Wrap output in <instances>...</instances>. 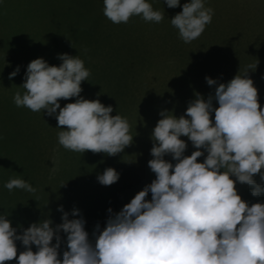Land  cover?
I'll use <instances>...</instances> for the list:
<instances>
[{"label":"clouds","instance_id":"1","mask_svg":"<svg viewBox=\"0 0 264 264\" xmlns=\"http://www.w3.org/2000/svg\"><path fill=\"white\" fill-rule=\"evenodd\" d=\"M162 2L169 8L180 6L168 19L185 44L211 23L213 9L205 7L206 0ZM102 3L103 15L113 24L127 23L134 16L159 23L165 17L150 0ZM57 59L58 65L42 57L27 63L19 85L24 91L12 97L15 106L54 116L61 129L57 142L64 149L108 156L122 153L133 137L127 119L110 115L112 105L79 95L81 82L90 75L82 59L67 53H58ZM255 67L256 62L239 67L226 83L205 76L209 86L215 85L214 94L203 98L195 93L179 117L170 110L159 111L150 133L152 158L147 161L154 179L119 211L107 209L103 229L98 223L94 228V241L76 208L69 219V212L58 205L60 223L45 217L19 232L6 213H0V264L13 258L16 264H264V202L249 204L234 187L235 183L251 186L253 197L264 193V105L258 103L257 89L247 75ZM18 72L19 66L8 73L9 79ZM70 97L76 99L61 107L59 101ZM210 113H214L211 119ZM182 136L194 148L189 155H184L187 145ZM118 177L114 168L106 167L96 179L108 186ZM3 187L9 192H35L20 177L8 179ZM61 232L66 250L58 258ZM16 241L24 248L19 254Z\"/></svg>","mask_w":264,"mask_h":264},{"label":"rangeland","instance_id":"2","mask_svg":"<svg viewBox=\"0 0 264 264\" xmlns=\"http://www.w3.org/2000/svg\"><path fill=\"white\" fill-rule=\"evenodd\" d=\"M150 2L157 10L159 4H163L162 0L161 3L157 0ZM8 3L10 5H6L2 0L0 3V14L3 17L0 19V99H2L0 116L7 118L9 122L7 126H11L6 132L0 133V139L8 138V140H0V176H3L0 180V213H6V219L10 220L11 226L16 227L18 232L21 227L26 228L29 223L45 217L50 218L54 224L60 223L61 213L57 211V206L60 205L64 211L69 212V219L73 218L72 208L79 210V215L85 220V231L88 232L89 239L94 241V228L98 223L99 230L103 229L108 216L107 209L111 207L113 212L119 211L138 190L154 179V173L149 169L147 161L152 158L150 133L160 118L159 111L170 110L173 115L179 117L184 114L187 104L195 98V93H199L203 98L214 94L215 85L209 86L205 76L216 79L217 83H226L237 74L239 67L256 62L255 69L249 70L247 75L257 89L258 103L264 105V0H206L205 7L213 9L211 24L217 30L230 28L236 36L238 47H234L231 63L233 67H229L231 72L214 71V74L196 73L192 70L181 71L179 65L177 66L179 72H163L160 69L162 65H159L161 62L157 61L159 57H152V48L148 42H145L147 38L143 35L147 32L140 31L143 27L150 29L151 24L144 20L141 24L126 27L124 23L113 24L103 15L102 0H40L37 5L34 3V7L43 11V14L40 13L34 22H29V18L24 17L30 10L29 2L11 0ZM67 7L70 10H77L80 18H88V26L84 29V34H79L81 40L86 39L84 50L88 54L102 53L104 60L107 61V69L109 68L108 71L100 73L88 67L90 75L88 81H84L86 97L99 99L104 105H112L113 111L110 115L119 114L126 118L130 126L129 131L133 134L132 142L123 149L122 153L114 156L93 153L90 150L80 154L64 149L57 142V133L61 129L56 127L54 116L46 115L43 110L41 114L30 115L28 118L29 114L26 112L25 114L22 112L24 115L21 111L15 114L4 109L8 101L9 106L14 107L12 104L14 92L24 91L16 84L19 86L22 83L25 69L19 68V72L14 77L11 79L8 77V73L18 66L20 59L15 56V52L27 53L26 50L30 49L29 44H32L33 48L36 46L33 40H38L40 29H46L49 24L47 17L52 18L55 23L62 25L67 22L71 25L69 19L76 20L77 16L75 13H67ZM19 14L20 18H18ZM15 21L17 22L14 23ZM40 22L43 24L40 25ZM162 24L165 28L170 26L166 20H163ZM23 33L29 38L23 37ZM13 34L17 36L14 45L16 49L10 51L11 55L2 53L5 46L11 49L10 40ZM223 34H227V31ZM114 42L125 45L127 50H132L131 52L135 54L140 53L136 52V49L139 50L141 43L145 42L148 44L146 47H150L147 53L149 61H136L135 71L130 70V73L125 75L122 62H118L119 57L116 56L115 62L110 61L114 51L108 44ZM225 47L227 50L229 46ZM226 50L219 55H223ZM190 51L193 53L192 49ZM12 56L14 57L11 58ZM191 57L193 58V55ZM88 60L91 62L92 58L88 57ZM187 60L192 61L188 56H183L180 58V63ZM92 63L98 64L97 61ZM212 63L216 64V61ZM9 64L14 66L10 68L11 71L10 69L5 71V65ZM152 69L158 72L149 71ZM219 70L226 69L220 66ZM94 72L96 74H93ZM107 75L105 81L103 80V86L105 85L107 89L104 90L100 86L98 90H92L88 96L92 79ZM5 90H9V95H12L8 96L10 99L5 100L7 93L4 92ZM212 104L213 107L216 106L215 99L212 100ZM213 115L214 113H210V119ZM14 135L18 137L13 139ZM181 139H184L187 145L184 155H189L194 148L187 137L182 136ZM164 158L172 163L175 162L171 160L170 155ZM203 158L201 156L197 159L202 161ZM106 167H112L119 173L118 180L108 186L101 185L96 179L97 174L102 173ZM16 177L29 182L35 188V192L27 193L19 189L9 192L3 187L8 179ZM254 179L259 182L258 174H254ZM234 187L241 199L249 204L264 202V193L256 197L250 194L251 186L235 183ZM146 199H150V193ZM63 240L64 234L61 232L62 243L61 248L58 249V258L60 252L66 250ZM15 243L19 254L24 248L19 241ZM31 247L33 251L36 250L35 246ZM4 264H16V260L13 258L5 261Z\"/></svg>","mask_w":264,"mask_h":264},{"label":"trees","instance_id":"3","mask_svg":"<svg viewBox=\"0 0 264 264\" xmlns=\"http://www.w3.org/2000/svg\"><path fill=\"white\" fill-rule=\"evenodd\" d=\"M2 1H4L6 5L7 4L10 5L8 2L11 0H2ZM25 1L30 3L29 4L30 10L29 12H27V14L24 17L29 18V22H32V21L34 22L36 19H38L37 16L43 12V11H39L38 9H36V7H34V3H36L37 5L38 4L37 2L40 0H30L31 2L28 0H25ZM48 1H53V0H48ZM157 1L161 3V0H157ZM184 2L185 0H180L181 4H183ZM0 3H1V0H0ZM67 8H68L66 10L67 13L69 14L75 13V15L77 16L76 20L70 18L69 21L71 22V25L67 22L65 24L62 23L61 25L60 23L59 24L57 22L55 23L52 18L47 17L49 24L46 26V29L45 28L40 29L41 32L38 33V37H39L38 40L37 39L33 40L32 37L30 36V39L33 40V44L36 43V46L33 48L32 44L31 45L29 44L30 49L26 50L27 53L19 52L17 54V52H15L16 53L15 56L20 58L19 62L17 63L20 69H25L27 63L30 60L37 58V57H42L50 65H58L60 61L57 59V54L67 53L69 55H77L80 59L83 60L84 66L87 69L88 67L90 69L94 68L100 71V73L104 72L105 70L106 71L109 70V68L107 69L108 66L106 65L107 61L104 60V56L102 53L97 54L96 52H93V53L91 52L90 54H88L84 50V47L86 46V39L84 38L81 40L80 39L81 36L79 34H82V35L84 34V29L88 26V18L87 17L80 18L79 13H77L78 12L77 10H72V9L70 10L69 7ZM158 10H161V11L163 10L164 12L165 17L164 19H162V21L166 20L169 23V19L175 13L179 12L181 9L179 5L175 8H169L165 4H162V5L159 4ZM92 14H93V10H92ZM2 18L3 17L0 14V19ZM18 18H20V14ZM17 21H15L14 23H16ZM162 21L159 23L149 22L148 24H151L149 25L150 29H146L145 27H143L142 30L140 31L147 32L145 35H143V37L147 38L145 42H148L150 44V47L152 48L151 50L152 57L153 56L159 57L157 61L161 62L159 65L160 66L162 65L160 69L163 72H166V73L179 72L177 69L178 65L180 66L179 68L181 71L192 70L193 72H196V73L214 74L213 73L214 71H217V73H221V72L223 73V72H228V71L231 72L229 67H233L231 63H232L233 54L235 51L234 47L235 48H238V47L236 46L237 44L236 36H234L233 31L230 28L226 27L224 29L217 30L215 29V26L213 24L209 23L206 25L204 31L197 39L191 41L190 43L185 44L183 41L179 39L177 30L174 29L170 25V23H169L170 26L169 27L167 26L165 28L164 25L162 24ZM141 23H142V19L138 16H134V17H131L127 23H124L125 24L124 26L125 27L132 26L134 24H141ZM42 24L43 23L40 22V25ZM169 28L170 30H168ZM224 31H227V34L224 35L223 34ZM122 32L125 33L124 31ZM35 34L36 32L34 33V35ZM124 35L127 36V34H124ZM22 36L29 38L25 33H23ZM16 37L17 36L14 34L11 36V40H10L11 41L10 45L12 46L11 49H9V46L7 47L5 46L3 47L4 52L2 53L10 54V51H13L14 49H16V47L14 46L16 43L15 41ZM124 40L126 39L124 38ZM145 42L141 43L140 45L141 48L139 50L136 49V52H140L139 54L132 53L131 52L132 50H127V47H125V45L122 46L121 43L117 44L114 42V43L108 44L109 47L114 51V52L112 51L114 53L113 54L114 56L112 57L111 55L110 61L115 62L116 56H117L120 58L118 62L119 61L122 62L125 75L129 74L130 70L134 72L136 61H139V60L149 61L148 59L149 56L147 55V53L150 47L147 48L146 46L148 44H146ZM179 44H182L184 46H178ZM224 45L229 46L228 47V49L230 48L229 51L228 49L227 50L225 49L226 47ZM5 48H6V51H5ZM190 49H192L193 53H191ZM223 50H226L225 53L223 55H219V53L222 52ZM225 54H229L231 57H229V55L226 56ZM192 55H193V58L191 57ZM183 56H188L189 58L192 59V61L187 60V61H183V63H180V58ZM13 57L14 56H12L11 58ZM88 57L92 58L91 62L88 60ZM219 59H222L224 61L221 62ZM214 60L216 61V64L212 63V61ZM93 61H97L98 64L94 65L92 63ZM153 61H155V59H153ZM12 66L10 64L5 65V71H8ZM220 66L222 68H225L226 70L220 71L219 70ZM149 71L158 72V70H153V69ZM93 74H96V72H94ZM107 77L108 75L106 77H99L96 79L95 78L92 79V84L88 91V96L92 90H98L100 86H102L103 89L106 90L107 88L105 87V85L103 86V80L105 81ZM16 86L20 88V86H18L17 84ZM81 88H82V91L79 95L88 99L86 97V87H85L84 81L81 82ZM4 92H7L5 93V97H4L5 100L9 98L10 96H12V95H9V90H5ZM74 99L76 98L70 97L67 100L61 99L59 101L60 106L63 107L65 103H68L70 100L74 101ZM1 101L2 99H0V102ZM12 104L14 107L9 106V101H8V104L4 106V109H8L11 113H15V114H17L20 111L21 113L24 112V114L26 112L29 114L28 118H30V115L32 116L39 115L38 113L34 114L36 112L30 111L26 107H17L15 106L14 103ZM58 111L59 109H57V112ZM0 112L2 114V111ZM42 117H45V116H42ZM8 123L9 122L7 118H5L4 116H0V133L6 132V130L11 127V126H7ZM17 137L18 135H14L13 139H16ZM0 140H8V138L1 137ZM2 177L3 176H0V180H2Z\"/></svg>","mask_w":264,"mask_h":264}]
</instances>
